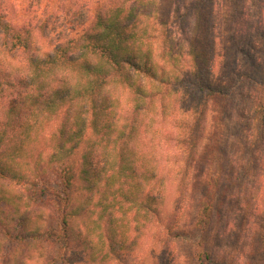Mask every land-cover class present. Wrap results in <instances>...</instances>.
<instances>
[{
    "label": "trees",
    "instance_id": "trees-1",
    "mask_svg": "<svg viewBox=\"0 0 264 264\" xmlns=\"http://www.w3.org/2000/svg\"><path fill=\"white\" fill-rule=\"evenodd\" d=\"M214 1L183 0L185 20L173 0H75L62 20L45 12L41 45L0 14L1 48L26 54L22 67L0 61V264H113L171 190L186 195L230 95L215 77ZM178 16L188 28L173 26ZM255 84L239 145L263 153L264 82ZM176 107L183 119L170 132ZM204 176L199 231L212 218L221 168ZM258 203L264 253V195ZM77 250L85 257H72ZM197 264L223 263L204 251Z\"/></svg>",
    "mask_w": 264,
    "mask_h": 264
},
{
    "label": "rangeland",
    "instance_id": "rangeland-1",
    "mask_svg": "<svg viewBox=\"0 0 264 264\" xmlns=\"http://www.w3.org/2000/svg\"><path fill=\"white\" fill-rule=\"evenodd\" d=\"M74 1L0 0V14L15 28H29L33 40L41 45L44 38L40 28L45 12L55 13L62 20L65 6ZM84 1L91 3L80 0ZM173 1L171 10L177 7L179 14L185 13V20H189L192 16L189 6L183 0ZM212 15L216 38L213 45L219 65L215 77L230 90L225 108L223 111L218 108L214 114L207 149L192 167L186 195L179 198L171 190L159 218L152 226L131 230L120 249V260L113 264H197L204 251L223 264H261L264 258L257 227L262 224V208L259 213L255 208L264 195V151H244L243 145H239L247 142L248 133L242 125L251 119L247 113L250 100L259 93L255 82H264V0H215ZM185 20L178 16L173 26L178 28L182 24L188 28ZM176 38L180 40L181 36ZM1 47L0 36V61L5 69L23 66L26 54L22 47L13 50L14 56ZM182 119L176 107L167 120V129L173 132L175 123ZM250 153L254 158L247 167ZM209 167L221 168L222 176L213 197L212 218L206 229L199 231L192 223L204 194V173ZM126 244L131 245L129 249H125ZM72 257L82 258L85 253L77 250Z\"/></svg>",
    "mask_w": 264,
    "mask_h": 264
}]
</instances>
